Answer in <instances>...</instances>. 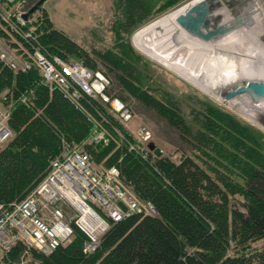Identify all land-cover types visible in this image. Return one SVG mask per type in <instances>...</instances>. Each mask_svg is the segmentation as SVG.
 <instances>
[{"label": "trees", "instance_id": "obj_1", "mask_svg": "<svg viewBox=\"0 0 264 264\" xmlns=\"http://www.w3.org/2000/svg\"><path fill=\"white\" fill-rule=\"evenodd\" d=\"M155 1L119 0L121 20L120 28L115 29L117 35L145 20ZM177 1L167 0L165 5ZM36 24L32 31L34 39L25 41L28 45L103 72L108 79L105 93L109 98L118 97L109 94V78L97 62L54 28L45 13ZM23 29L29 30L26 25ZM117 45L105 49L99 57L106 68L116 73L115 86L123 94H119V99L128 104L126 98H129L152 110L158 119L177 129L186 139L190 136L201 139L178 161L162 154L156 156L149 150L142 157L126 143L118 148L114 142L93 143L89 140L92 123L85 111L57 86L44 83L36 67L14 70L0 60V108L8 113L6 124L11 130V136L0 142L3 208H11L39 183L62 148L77 147L75 144L86 139L85 150L77 148L86 152L89 160L106 157L105 165L117 166L121 179L157 211L155 215H131L110 221L91 253L83 250L86 237L74 226L71 240L48 255L29 248L28 261L34 264H264V133L209 101L202 102L200 112L190 109L188 116H184L178 100L162 94L144 73L141 56L127 45L119 48ZM80 101L88 112L95 114L96 109L106 113L128 139L134 140L108 102L98 95ZM192 130L193 133L189 132ZM22 251L23 244L15 242L9 251L2 252L0 264H13Z\"/></svg>", "mask_w": 264, "mask_h": 264}, {"label": "built area", "instance_id": "obj_2", "mask_svg": "<svg viewBox=\"0 0 264 264\" xmlns=\"http://www.w3.org/2000/svg\"><path fill=\"white\" fill-rule=\"evenodd\" d=\"M22 3L23 0H0V27L19 41L16 47L18 54L2 48L0 60L14 70L36 67L44 83L57 86L84 110L92 123L90 141L100 144L114 142L116 145L126 143L129 149L145 157L146 145L128 139L106 113L95 109L94 114L80 105L83 97L98 95L119 117L130 115L119 99H114V104H111L105 93L108 79L103 72L92 71L78 61L68 62L57 55H48L40 47L25 42L34 36L32 31L23 29L28 19L22 18ZM7 115L6 111L0 110V142L11 136L6 124ZM89 211L94 215L92 223L88 218ZM135 214L155 215L156 210L151 202L138 198L122 182L117 166L97 168L86 152L66 146L51 160L47 174L23 199L9 209L0 204V262L2 252L9 251L15 242H20L23 244L21 258L13 264H34L26 255L29 248L48 255L71 240L74 226L86 234L83 250L91 253L109 228L110 221ZM85 225L101 230V233H87L83 230Z\"/></svg>", "mask_w": 264, "mask_h": 264}, {"label": "rangeland", "instance_id": "obj_3", "mask_svg": "<svg viewBox=\"0 0 264 264\" xmlns=\"http://www.w3.org/2000/svg\"><path fill=\"white\" fill-rule=\"evenodd\" d=\"M36 1L23 0L21 9L26 11ZM166 1L156 0L145 20L133 26L128 32L120 33L119 36L115 32L117 27L120 28L119 0H44L28 16L26 26L33 31L37 27L36 22H39V18L45 13L54 28L62 31L84 49L90 58L97 62L99 69L107 74L110 81L109 94L118 96L110 97L111 104H114V99H119V94H123L115 86V71L106 68V63L102 62L99 55H102L105 49L119 43L117 48L127 45L141 56L144 73L152 84L159 87L162 94H170L178 100L179 110L184 116H188L190 109L200 112L199 110L203 109L202 102L209 101L235 119L259 128L264 133V111L259 108L242 111L235 103H231L232 99L223 100L222 94L218 91L227 83L237 81L238 77L234 76L232 80L224 83L208 85L204 81V71L201 67L202 61L207 56L217 53L228 57H249L247 49L254 51L260 48L264 56V40L258 36L259 28H264V0H258L262 8L258 6L255 13L257 21L255 25L251 24L233 31L215 42H204L187 34L176 22L177 15L197 0H178L177 3L165 5ZM121 37L123 38L120 39ZM18 42L17 37L4 32L0 27V49H8L15 53ZM249 76L264 78V64L258 67L256 73ZM126 99L128 104L122 99L119 100L125 103L126 113L130 115L124 118L118 116V118L139 145H146L147 140H153L162 150V155L178 161L201 139L199 136H190L187 139L180 136L177 129L165 125L152 110H147L140 103L129 98ZM2 106L7 107L6 103ZM194 130L189 132L193 133ZM86 142L87 140L83 139L80 143L74 144L85 150ZM114 147L118 148V145L115 144ZM105 159L106 157L94 161L90 157L92 164L97 168L109 166L105 165ZM122 182L127 185L123 180ZM136 196L140 198L137 194Z\"/></svg>", "mask_w": 264, "mask_h": 264}, {"label": "water", "instance_id": "obj_4", "mask_svg": "<svg viewBox=\"0 0 264 264\" xmlns=\"http://www.w3.org/2000/svg\"><path fill=\"white\" fill-rule=\"evenodd\" d=\"M43 1L33 3L22 13V18L26 20ZM258 6L262 8L258 0H197L177 15L176 22L187 34L204 42H215L233 31L255 25ZM242 96L256 104L264 97V79L242 78L228 87L222 99L226 101ZM146 147L156 156L162 154L153 140H147Z\"/></svg>", "mask_w": 264, "mask_h": 264}, {"label": "bare ground", "instance_id": "obj_5", "mask_svg": "<svg viewBox=\"0 0 264 264\" xmlns=\"http://www.w3.org/2000/svg\"><path fill=\"white\" fill-rule=\"evenodd\" d=\"M263 48H264V45H263ZM247 54H249V57H244V56L228 57L220 53H217L216 55L207 56L202 61V64H201V67L203 68V71H204L205 83L208 85L224 83L229 80H232L234 76L236 77L240 76L242 78H250L249 75L256 73L258 70V67L264 64V56H263V51H260V48H257L254 51H250L249 49H247ZM235 68H237V71H235ZM245 75H248V77H244ZM261 79H264V78H261ZM242 98L243 99H239L237 97L233 98L231 100V103L233 104L235 103L238 109L242 111H247L249 108H257V109L259 108L262 111H264V97L261 98L256 104H251L247 97H242ZM156 214H157V211H156ZM135 215L143 216L141 214H135ZM88 218L90 219L91 223L93 220H95L93 212H90V211L88 212ZM109 225H110V222H109ZM102 226H103V223H102ZM83 230L91 234H94L96 232L95 233L96 235H99L101 233V230H94L89 225H85ZM84 235L86 237L85 238V241H86L87 236L85 233Z\"/></svg>", "mask_w": 264, "mask_h": 264}, {"label": "flooded vegetation", "instance_id": "obj_6", "mask_svg": "<svg viewBox=\"0 0 264 264\" xmlns=\"http://www.w3.org/2000/svg\"><path fill=\"white\" fill-rule=\"evenodd\" d=\"M259 38L261 39H263L264 40V28H259ZM242 79V77H238V79H237V81H235V82H232V83H227V85L225 86V87H223V88H219L218 89V91H219V93L220 94H224L226 91H227V89H228V87H231V86H234L235 84H237L240 80ZM222 95H221V97H222ZM242 97H245V96H242ZM122 101V100H121ZM123 105H125V103L123 102ZM164 123V122H163ZM165 125H167V124H165Z\"/></svg>", "mask_w": 264, "mask_h": 264}]
</instances>
